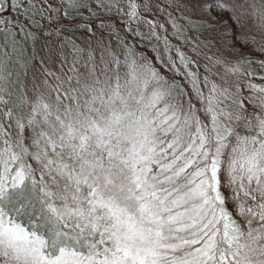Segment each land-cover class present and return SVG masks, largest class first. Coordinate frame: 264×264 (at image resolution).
<instances>
[{
	"label": "snow or ice",
	"instance_id": "6c2138e0",
	"mask_svg": "<svg viewBox=\"0 0 264 264\" xmlns=\"http://www.w3.org/2000/svg\"><path fill=\"white\" fill-rule=\"evenodd\" d=\"M0 264H264V0H0Z\"/></svg>",
	"mask_w": 264,
	"mask_h": 264
}]
</instances>
